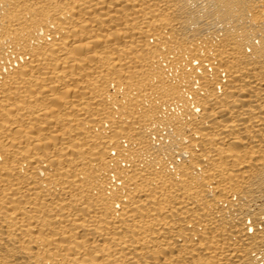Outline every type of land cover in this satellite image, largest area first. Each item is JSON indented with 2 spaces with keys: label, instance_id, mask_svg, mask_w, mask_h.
<instances>
[{
  "label": "bare ground",
  "instance_id": "1",
  "mask_svg": "<svg viewBox=\"0 0 264 264\" xmlns=\"http://www.w3.org/2000/svg\"><path fill=\"white\" fill-rule=\"evenodd\" d=\"M0 264H264V0H0Z\"/></svg>",
  "mask_w": 264,
  "mask_h": 264
}]
</instances>
